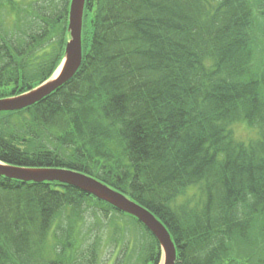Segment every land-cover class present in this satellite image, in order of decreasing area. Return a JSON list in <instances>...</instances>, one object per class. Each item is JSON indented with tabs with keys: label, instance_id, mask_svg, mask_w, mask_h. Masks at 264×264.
Masks as SVG:
<instances>
[{
	"label": "trees",
	"instance_id": "trees-1",
	"mask_svg": "<svg viewBox=\"0 0 264 264\" xmlns=\"http://www.w3.org/2000/svg\"><path fill=\"white\" fill-rule=\"evenodd\" d=\"M69 2L0 0V99L59 67ZM234 123L255 141L237 139ZM195 139L207 143L194 152ZM0 161L122 192L165 224L176 264H264V251L236 253L264 237V0H87L81 68L38 104L0 114ZM115 216L66 185L0 177V264H101ZM133 221L138 264H159L158 242ZM123 232L107 230L114 249Z\"/></svg>",
	"mask_w": 264,
	"mask_h": 264
},
{
	"label": "water",
	"instance_id": "water-1",
	"mask_svg": "<svg viewBox=\"0 0 264 264\" xmlns=\"http://www.w3.org/2000/svg\"><path fill=\"white\" fill-rule=\"evenodd\" d=\"M85 0H72L69 30L72 40L66 48L65 64L58 78L50 79L36 90L0 101V112L19 111L41 101L63 86L78 71L82 58L81 33ZM0 176L23 182H59L71 185L107 202L120 212L138 219L159 241L164 264H175L176 249L166 228L145 208L123 194L85 175L66 170H24L0 164Z\"/></svg>",
	"mask_w": 264,
	"mask_h": 264
},
{
	"label": "rangeland",
	"instance_id": "rangeland-1",
	"mask_svg": "<svg viewBox=\"0 0 264 264\" xmlns=\"http://www.w3.org/2000/svg\"><path fill=\"white\" fill-rule=\"evenodd\" d=\"M17 1H22L23 3H28L29 0H27V2L25 0H17ZM1 19V18H0ZM7 22H3L4 26L6 27ZM258 52V60L259 58H261V55ZM261 61V60H260ZM237 131H236V135L238 138L241 139H245V142L251 141L253 139H256L257 136L255 135L254 131L249 130L248 128H246L244 125H237L236 127ZM120 218L122 219L120 222ZM119 224L121 225V227L123 228V230L125 232H123L120 237L119 240L117 242V245H122L125 246L128 242V240H133L134 245H132V247H130L129 245L131 244V242L129 241V244L127 246L128 250H130L129 252L126 253V255L124 256L125 258V264H138V261L140 260L139 255H138V245H136V240L138 242V240L141 239L142 234L139 233V227L132 223L129 222L127 219L122 218L121 216H115L114 217V222H110L108 221L106 224V229L102 230V234L103 239L99 245V256L100 259H102L103 264H117L120 261V253L122 250H114V253L111 254V249L109 247L114 245V238L112 239L111 234L108 233L107 234V230H109V232H113L114 231V225L115 224ZM128 231V232H127ZM77 237L78 240H80L82 242V239H80L81 234L79 231H76L74 234V237ZM55 242V238L53 236V234H51L50 240L48 242V249L47 250H53L52 246ZM254 243L250 250H246L243 247H240L236 253H240L241 256H249L251 258V260L255 259L256 256L260 255L263 251H264V237L261 236V238H255ZM139 244V242H138ZM239 250H244V251H239ZM118 253V254H117ZM264 254H262L263 256ZM119 258V259H118ZM108 259V260H107ZM121 263V262H120Z\"/></svg>",
	"mask_w": 264,
	"mask_h": 264
},
{
	"label": "bare ground",
	"instance_id": "bare-ground-1",
	"mask_svg": "<svg viewBox=\"0 0 264 264\" xmlns=\"http://www.w3.org/2000/svg\"><path fill=\"white\" fill-rule=\"evenodd\" d=\"M60 71H61V68H60V69L57 71V73L54 75V78L57 77V75L60 73ZM57 90H58V89H56L55 91H57ZM35 104H36V103H35ZM35 104H33V105H35ZM222 125H223L224 128H226V127H227V122L222 123ZM235 128H236V124H235V123L229 126V129H231V130H233V131L235 130ZM206 140H207V139H206ZM206 140H204V139H195V140H193V141L188 142L187 144H188V146L190 147V149H191L192 151L195 152V151H197V149H198L199 147L204 146V145L207 143ZM251 141L253 142V141H255V139H253V140H251ZM77 173L80 174L81 172L77 171ZM67 187L72 188L73 190H76V191H78V192H80V193H85V191H83V190H81V189H79V188H76V187H74V186L67 185ZM221 234H222V233L218 234L217 236L221 237Z\"/></svg>",
	"mask_w": 264,
	"mask_h": 264
}]
</instances>
